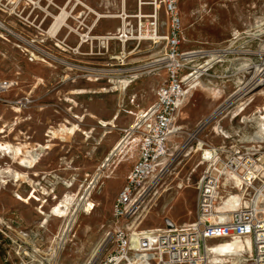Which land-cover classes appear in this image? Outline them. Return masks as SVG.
I'll return each mask as SVG.
<instances>
[{
	"label": "rangeland",
	"instance_id": "374dc122",
	"mask_svg": "<svg viewBox=\"0 0 264 264\" xmlns=\"http://www.w3.org/2000/svg\"><path fill=\"white\" fill-rule=\"evenodd\" d=\"M79 1L104 15L123 13L122 0H45L52 16L41 8L26 10L19 21L0 10L5 25L0 27V79L14 83L0 97V143L8 145L0 149V264H100L113 250L118 228L196 223L206 186L215 183L216 162L234 167L239 158L249 166L264 165V142L247 140L257 131L264 104V0H178L179 51L190 76L185 86L197 84L203 112L176 117L163 171L150 179L135 212L115 219L113 201L138 155L134 126L166 79L167 42L95 38L119 35L122 19L96 21ZM66 3L69 24L81 17L91 27L92 38L82 45L68 28L57 38L45 33ZM125 6L126 27L136 36L138 0H126ZM159 19L166 36L163 7ZM122 80L130 86L123 89ZM243 117L253 119L246 124ZM101 120L113 125L101 126ZM62 124H77L80 131L48 135ZM19 143L38 154L34 167L15 157ZM207 150L212 159L205 157ZM250 177L237 191L245 200L253 199L264 181L258 172ZM66 194L76 200L66 216H54L52 209ZM226 194L208 205L213 208Z\"/></svg>",
	"mask_w": 264,
	"mask_h": 264
},
{
	"label": "built area",
	"instance_id": "2783aa9c",
	"mask_svg": "<svg viewBox=\"0 0 264 264\" xmlns=\"http://www.w3.org/2000/svg\"><path fill=\"white\" fill-rule=\"evenodd\" d=\"M142 4L149 7V14L141 11ZM138 5L136 36L127 29L128 33H119V39L155 43L166 40V79L156 89L153 103L140 113L134 126L138 130V155L113 201L112 214L117 220L128 219L135 212L140 197L151 185L150 179L163 171V161L170 155L168 143L177 117V101L186 88L185 78L188 77L185 75L184 54L179 51L183 22L178 0H138ZM161 7L166 13V36L160 33ZM35 9L40 8L37 5L28 7L22 0H0V10L16 21L23 18L26 10L32 14ZM46 11L43 12L52 16L48 8ZM13 85L12 80L0 79V97ZM263 186L264 181L259 189ZM204 195L199 206V220L190 229L178 230L170 221H166L165 228L149 230L151 233L145 234L139 231L135 235L128 228H118L114 248L100 264H208L207 252L211 245L246 237L251 240L250 251L238 261L227 264H264V205L254 204L249 210L240 209L232 212L229 219L220 220L211 213Z\"/></svg>",
	"mask_w": 264,
	"mask_h": 264
},
{
	"label": "bare ground",
	"instance_id": "6f19581e",
	"mask_svg": "<svg viewBox=\"0 0 264 264\" xmlns=\"http://www.w3.org/2000/svg\"><path fill=\"white\" fill-rule=\"evenodd\" d=\"M43 1L45 0H22L23 4H25L28 7H31L32 5H37L39 8H41L44 12H47V8L44 7ZM66 3L64 6L59 7L58 13L53 16L54 21L52 25L50 26L49 30L45 33L49 35V37L57 38V35L64 29L68 28L71 32H75L79 35L81 39V44L86 43L89 41L92 37L90 36V30L91 27H88L84 21L79 18H74V24H69L68 20L72 15L69 13V11L66 10L67 7ZM79 4L87 7L91 12H93L97 16V20L101 18H121L123 22L122 29L120 30V33L122 32V35L128 33L127 31V18L130 17V15L126 12V0H122V6H123V13L121 15H104L101 13H98L97 11L91 9L90 7L86 6L84 3H81L79 1ZM76 7V5H75ZM19 10V8L15 7V10ZM141 11L143 13L149 12V7L146 4H142ZM0 26L5 27L4 24L0 21ZM94 38V37H93ZM95 38L101 39L104 42H107L112 39H119V35L110 34V35H103V36H97ZM60 45V44H59ZM160 59L156 60L159 61ZM192 76V75H191ZM188 76L185 78V81H188L190 78ZM197 84L192 83V85L187 86L180 94L178 101H177V108H176V116H180V114L183 111H189L193 114H201L203 112V106H202V94L201 92L196 88ZM130 86L129 80H122L121 81V87L123 89H126ZM247 108H243L240 112H238V115L242 114ZM253 118L247 119L246 117H243V122H250ZM101 126H107V125H113L111 122H106L101 120L100 121ZM247 124V123H246ZM257 131L255 134H252V136H248L247 140L251 142H264V104L260 108V116H258L257 119ZM215 130L218 134H222L225 137H228L221 131L219 128L215 127ZM77 131H80V128L77 124H72L70 126H67L66 124H62L57 130L49 131L51 135H55L57 133L59 134H67V135H74L77 133ZM120 141L118 145H121ZM49 144L47 143L45 147H47ZM14 155L19 159V163L24 165L27 168L34 167L37 160H38V154L33 153L31 150H23L22 144H17L13 147ZM0 149H8V145H4L3 143H0ZM205 157L207 159H212L213 154L211 151L205 152ZM167 158L164 159L163 165L167 162ZM261 161V160H260ZM236 162V166H230L229 164H225L221 161L216 162L215 166L213 167V171L211 174V177L215 178L214 185L206 186L208 187L205 190L204 198L205 201H209L211 198L215 199L218 197L220 193L226 192V196L221 199L220 202H217L215 206L211 205V213H215L216 216H219L221 219H229V215L227 213H232L235 211H238L240 209L243 210H249L250 207H253L254 204L257 206L264 205V186L260 188L253 199L245 200L242 198V196L237 193V191H241L244 186V179L245 176L249 175L251 173L252 177H256V172L260 174H264V165L262 163H254L252 166H249L247 164V161L245 163L240 161L239 158L235 159L232 163ZM20 173H16V178H20ZM249 178V179H250ZM212 181L211 179L208 181V184H210ZM92 183V182H91ZM72 183H68L67 186H71ZM91 188V185L89 186V189ZM232 189H235L236 192H232ZM34 190L31 194V197L35 195ZM88 193H86L82 198L83 200L87 199ZM19 198H22L20 195ZM76 199L66 194L62 201L58 203L53 209L52 214L57 217H63L68 214L70 205L73 201ZM79 201V199H78ZM93 208V205L91 202H88V209ZM218 220V218H216ZM172 223V221H170ZM191 223L187 222L181 225L174 224L173 226L176 227L178 230L185 231L190 229ZM135 224L129 229L131 232L135 235L138 234L139 231H143L141 233H151L153 229H162L163 227H150V228H143V229H136L134 228ZM251 249V240L249 237H246V239H240L235 238L232 240L227 241H219L213 245L210 246V250L207 252L208 257V264H227V263H234V260L238 261L240 257H244L245 253L250 251ZM96 254V253H95Z\"/></svg>",
	"mask_w": 264,
	"mask_h": 264
}]
</instances>
